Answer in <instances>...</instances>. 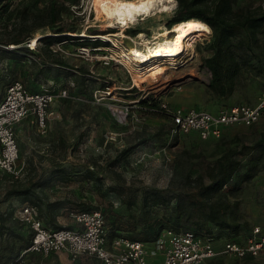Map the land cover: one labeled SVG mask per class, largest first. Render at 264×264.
Instances as JSON below:
<instances>
[{"label":"rangeland","instance_id":"1","mask_svg":"<svg viewBox=\"0 0 264 264\" xmlns=\"http://www.w3.org/2000/svg\"><path fill=\"white\" fill-rule=\"evenodd\" d=\"M237 2L235 10L264 13V0ZM177 7L175 0L168 12L140 16L122 36L120 23L110 25L96 11L93 0H0V61L8 63V80L22 79L33 91H68L49 106L46 130L33 118L19 126L18 176L0 168V220L9 227L0 231V264H13L15 256L23 257L21 264H103L87 253L75 258L66 252L24 253L22 248L33 229L19 216L31 204L24 200L27 194L7 195L8 189H22L39 176L45 177L47 182L35 190L40 199L33 198L39 205L35 215L50 228L75 222L73 214L88 206L105 214L110 233H146L148 219L157 221L158 227L177 221L184 228L186 216H177L176 200L154 203L146 199L148 192L189 188L198 177L208 181L207 168L225 151L264 138V116L251 126L228 127L219 138L201 139L196 132L173 136L169 117L150 106L166 102L171 107L216 111L255 104L264 87V71L256 67L264 64V22L252 44L260 58L253 57L245 46L239 49L243 64L229 95L212 88V74L204 64L205 56L211 54L212 30L195 35L189 51L175 64L164 61L167 67L160 76L137 74L135 65L120 54L133 46L144 47L139 33L150 41L166 29L172 36L174 27L182 22H174ZM62 25L73 27L59 36L66 39L54 38L49 46L38 39L35 46L30 45L34 37L56 35L54 28ZM236 35L235 41L245 31L238 29ZM18 37L23 38L22 43H10ZM7 85V80L0 81L2 98ZM213 198L240 202V233L216 231L217 247L222 248L231 238L244 242L256 226L264 230V155L251 179L236 190L226 186ZM57 200L60 206L49 204ZM201 264H264V253L252 258L223 253Z\"/></svg>","mask_w":264,"mask_h":264},{"label":"built area","instance_id":"2","mask_svg":"<svg viewBox=\"0 0 264 264\" xmlns=\"http://www.w3.org/2000/svg\"><path fill=\"white\" fill-rule=\"evenodd\" d=\"M68 95L66 88L34 92L22 79L13 80L0 98V168L18 176L19 144L17 124L34 117L38 127L46 130L48 108L59 97ZM157 109L169 116L173 136L196 132L201 139L219 138L226 128L251 126L264 116V90L255 104H240L217 111L198 107L169 106L159 102ZM35 207L26 204L20 218L33 229L26 252H66L73 258L89 254L103 264H201L208 258L228 253L238 258L264 253V230L251 229L244 242L231 238L216 246L214 238L194 230L165 228L153 241L109 237L105 216L100 210L73 214L75 227L48 228L35 214ZM110 238V239H109ZM17 264H21L18 262Z\"/></svg>","mask_w":264,"mask_h":264},{"label":"trees","instance_id":"3","mask_svg":"<svg viewBox=\"0 0 264 264\" xmlns=\"http://www.w3.org/2000/svg\"><path fill=\"white\" fill-rule=\"evenodd\" d=\"M236 3H238L237 0H211L210 2L205 0H178V7L174 16V22L184 21L190 18H197L205 23L207 22V24L211 27L212 38L209 43L211 54L205 56L204 64L211 71L212 88L220 95H229L233 92L236 86L235 83L237 76L243 64L239 58V55L242 53L239 49L245 46L247 50L253 52L252 44L257 40L258 27L264 22V13L256 15L249 8L241 11L235 10L234 7ZM54 29L55 30L53 32L57 33L56 35H45L39 39L41 41L46 40V44L49 46L53 42L52 39H66L67 37L59 36L64 35L63 33L66 31H73V27L69 25H62ZM238 29H243L245 31V36H238V40L235 41V37L237 36L236 31ZM55 36H57V38ZM22 42L23 38L18 37L14 38L10 43L18 45ZM252 55L253 57L260 58L256 52H253ZM256 67L258 71H264V64L258 65ZM8 75H10L8 63L4 64V62L0 61V81L7 80L9 85L13 80L16 79L9 81ZM263 90L264 87L260 94ZM151 104L152 105L150 106L153 107L154 111L167 116L165 112L157 109V102ZM263 155L264 138H261L254 143L242 142L239 146L229 148L207 168L206 176L208 177V181L202 177H198L193 180V183L189 186V188H172L168 190L155 189L149 191L146 199H153L154 203H164L166 200L170 199L176 200L175 211L177 212V216H186L184 228H180V224L177 221H175V223L172 225L158 227L157 221L148 219L146 224V233L134 232L132 234H122V232L117 231L110 233L111 231L108 230L107 220L105 217L106 228L107 231H109V237L113 238L116 236H122L133 240L153 241L158 236L160 231L165 228H174L177 230L182 229L183 231L194 230L202 235H208L212 237L216 235V231L220 233L224 230H228L233 234L240 233L241 229L239 228L238 221L240 202L223 201L214 199L213 196L215 193L229 185H231L232 190H236L245 181L251 179L259 169V161ZM46 180L47 179H45V177L39 176L37 180L27 184L26 187L22 189L13 187L8 189L6 194H27L28 196H25L24 198L25 202L30 203L34 207H39L38 202L34 201L33 197L35 196L37 200L40 199L35 190L37 187L43 186L45 182H47ZM168 194L169 196H167ZM49 204L53 205L54 207H58L60 206L61 202L57 200L54 202H49ZM93 210L99 209H93V207L88 206L85 209L80 210V212ZM2 219L6 220V217L2 216ZM52 222L55 226L57 225L54 220H52ZM44 226L50 228L45 224ZM62 227L71 226L57 225L55 228ZM4 228L9 227L1 223L0 220V231H3ZM31 239L24 244L25 246L22 248L24 253H28V251L26 252L25 250L30 246ZM32 253L43 254L42 252ZM247 257L252 258L255 256H245L243 258ZM19 258L20 257L15 256L11 261L13 264H17L18 262L24 263L23 257L20 259ZM8 262L9 261H7V263Z\"/></svg>","mask_w":264,"mask_h":264},{"label":"bare ground","instance_id":"4","mask_svg":"<svg viewBox=\"0 0 264 264\" xmlns=\"http://www.w3.org/2000/svg\"><path fill=\"white\" fill-rule=\"evenodd\" d=\"M93 3L96 11L102 13L110 25L120 23L123 32L119 34L122 36L126 34L124 30L137 22L140 16L168 12L175 6V0H93ZM173 32V35L169 36L166 29L156 36L155 41L147 40L144 33H139L138 38L142 39L144 47L133 46L127 51H122L120 55L125 62L135 65L133 68L137 74L160 76L167 67L163 65L164 61L175 64L178 58L189 51L193 37L199 33H210L211 27L207 22L190 18L178 23ZM113 35L118 34L113 33ZM38 39L39 37H34L30 45L35 46Z\"/></svg>","mask_w":264,"mask_h":264},{"label":"crops","instance_id":"5","mask_svg":"<svg viewBox=\"0 0 264 264\" xmlns=\"http://www.w3.org/2000/svg\"><path fill=\"white\" fill-rule=\"evenodd\" d=\"M2 95H3V94L0 95V98H2ZM30 118H33V119H34V117L30 116V117L26 118L25 120H23L21 123L17 124V126H16V128H17L16 131H17L18 129H20V128H19L20 125L25 124L27 120H30ZM17 136H18V135H17ZM75 225H76L75 222H72V223L70 222V224H69L68 226L75 227Z\"/></svg>","mask_w":264,"mask_h":264}]
</instances>
